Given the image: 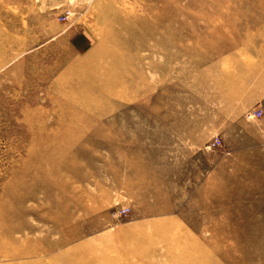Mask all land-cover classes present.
<instances>
[{
	"label": "rangeland",
	"instance_id": "1",
	"mask_svg": "<svg viewBox=\"0 0 264 264\" xmlns=\"http://www.w3.org/2000/svg\"><path fill=\"white\" fill-rule=\"evenodd\" d=\"M0 264H264V0H0Z\"/></svg>",
	"mask_w": 264,
	"mask_h": 264
}]
</instances>
